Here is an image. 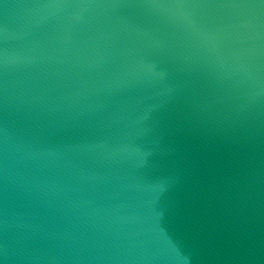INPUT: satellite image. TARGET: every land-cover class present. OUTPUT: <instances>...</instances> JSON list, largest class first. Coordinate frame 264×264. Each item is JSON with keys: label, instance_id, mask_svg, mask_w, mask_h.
<instances>
[{"label": "water", "instance_id": "1", "mask_svg": "<svg viewBox=\"0 0 264 264\" xmlns=\"http://www.w3.org/2000/svg\"><path fill=\"white\" fill-rule=\"evenodd\" d=\"M0 264H264V0H0Z\"/></svg>", "mask_w": 264, "mask_h": 264}]
</instances>
